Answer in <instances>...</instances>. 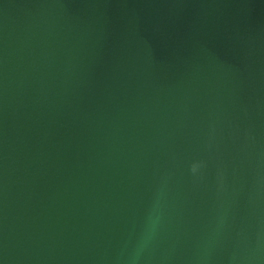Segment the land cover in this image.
Here are the masks:
<instances>
[{
  "label": "water",
  "instance_id": "water-1",
  "mask_svg": "<svg viewBox=\"0 0 264 264\" xmlns=\"http://www.w3.org/2000/svg\"><path fill=\"white\" fill-rule=\"evenodd\" d=\"M0 264H264V0H0Z\"/></svg>",
  "mask_w": 264,
  "mask_h": 264
}]
</instances>
